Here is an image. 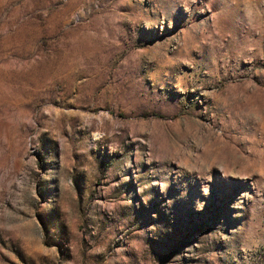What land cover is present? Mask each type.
I'll list each match as a JSON object with an SVG mask.
<instances>
[{
    "label": "rangeland",
    "instance_id": "obj_1",
    "mask_svg": "<svg viewBox=\"0 0 264 264\" xmlns=\"http://www.w3.org/2000/svg\"><path fill=\"white\" fill-rule=\"evenodd\" d=\"M0 264H264V0H0Z\"/></svg>",
    "mask_w": 264,
    "mask_h": 264
}]
</instances>
